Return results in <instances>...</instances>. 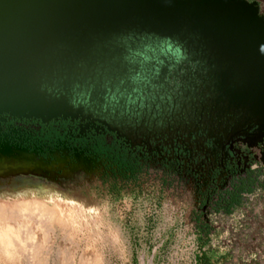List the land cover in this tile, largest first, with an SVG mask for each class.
Wrapping results in <instances>:
<instances>
[{"label":"rangeland","instance_id":"rangeland-1","mask_svg":"<svg viewBox=\"0 0 264 264\" xmlns=\"http://www.w3.org/2000/svg\"><path fill=\"white\" fill-rule=\"evenodd\" d=\"M252 1L264 16V0ZM107 13L111 24L66 59L81 72L82 87L94 90L90 101L116 112L100 111L102 124L151 150L180 145L197 155L256 122L255 108L237 97L251 85L218 42L189 26L200 14L193 6L180 13L186 22L176 42L165 43L146 36L168 18L167 9L113 0ZM144 20L150 24L141 29ZM192 155L186 171L125 161V177L95 164L58 187L0 190V204L11 210L34 202L50 213L44 226L28 224L39 244L35 264H200L203 252L210 264H264V186L243 193L230 212L216 211L206 200L216 185L224 188L226 175L209 186L203 160ZM259 178L264 182V168ZM7 222L20 229L16 219ZM204 228L209 241L202 248ZM30 256L0 251V264H28Z\"/></svg>","mask_w":264,"mask_h":264},{"label":"flooded vegetation","instance_id":"flooded-vegetation-1","mask_svg":"<svg viewBox=\"0 0 264 264\" xmlns=\"http://www.w3.org/2000/svg\"><path fill=\"white\" fill-rule=\"evenodd\" d=\"M113 1V0H112ZM111 2L107 3L98 13V16L89 24L72 25L55 41L48 44L38 55L29 58L34 71V83L37 88L47 94L50 101L62 100L73 108L75 116L59 117L49 122L36 118L12 116L6 112L0 113V152H22L40 161V169L44 173L35 186L31 187H58L69 182L73 176L84 173L89 167L100 164L113 171L115 176L127 175L126 162H159L172 164L183 171L191 170L192 152L181 150L180 145L163 147L151 150L146 143H133L125 131L112 130L102 124L98 119L101 112L116 114L112 110L101 107L100 99L90 101L93 89L84 88L83 76L75 67H69L66 59L76 53V48L82 40L91 38V34H99L113 21L107 13ZM249 3L254 1L248 0ZM200 12L191 22L204 38L218 42L241 72L250 80V91L247 94L237 93V97L244 103H249L257 111L258 118L253 125L240 126L225 142L217 143L216 151H206L202 154H193L195 158L203 160V168L209 178V186L217 183L220 176L226 175L224 188L216 185L215 194H209L206 202L212 200L215 205L219 195L225 191H233L243 177L255 170H263L264 163L260 160L264 151V142L244 139L262 120L261 111L254 103L257 92L256 75L264 78V54L260 49L264 47V40L254 24H248L239 32L244 38L229 43L231 50L222 47L216 28L222 13L215 7H194ZM182 10H178L164 21L167 29L161 25L155 26L148 32L151 40L176 42L179 28L186 20L180 17ZM252 11L249 9V14ZM160 23V22H159ZM150 20L139 24L141 29L148 27ZM239 30V28H238ZM227 35V33H224ZM144 36V35H141ZM234 53V54H232ZM66 62V63H65ZM75 86L76 89H72ZM84 88V92L80 89ZM77 90V91H76ZM79 90V91H78ZM248 96L245 98V96ZM263 96V95H262ZM79 111V113H78ZM252 112L248 114L251 115ZM173 152V153H172ZM185 154L190 160L187 161ZM125 165V166H124ZM120 167V169H119ZM131 175V172H128ZM213 195V196H212Z\"/></svg>","mask_w":264,"mask_h":264},{"label":"water","instance_id":"water-1","mask_svg":"<svg viewBox=\"0 0 264 264\" xmlns=\"http://www.w3.org/2000/svg\"><path fill=\"white\" fill-rule=\"evenodd\" d=\"M112 0H0V113L36 118L43 122L59 117L75 116L73 108L62 100L50 101L34 83V71L29 58L60 37L72 25L89 24ZM165 8L172 16L185 7H215L222 13L216 37L222 47L242 40L239 33L254 24L264 40V16L256 2L248 0H138ZM249 9L252 11L249 14ZM239 28V30H238ZM224 33H227L225 35ZM234 54V53H232ZM254 103L262 120L244 141L264 142V78L257 74ZM250 84V80L247 81ZM263 95V96H262ZM79 113V111H78ZM109 129L116 130L115 128ZM0 152V164H5ZM260 160L264 163V151Z\"/></svg>","mask_w":264,"mask_h":264},{"label":"bare ground","instance_id":"bare-ground-1","mask_svg":"<svg viewBox=\"0 0 264 264\" xmlns=\"http://www.w3.org/2000/svg\"><path fill=\"white\" fill-rule=\"evenodd\" d=\"M0 219H2L3 221V224H1L0 226V251L10 259L12 258L14 259V255L17 256L18 253L20 252L28 251L31 254V256L28 259L29 260L28 264H35V259L38 257L37 245L39 246V244H36L38 243L35 241L36 235L28 227V224L32 221H35V223H38V225L40 224L44 226L51 219L50 213L49 214L45 213L43 211V206L41 204H37L34 202L18 204L16 208L13 207V209L11 210L7 209L3 204H0ZM11 219L17 220L19 224L18 228L20 229L14 230L12 226L9 225V222L7 221ZM37 228L38 227H36V231ZM38 237L36 238L40 239ZM13 262L15 261L13 260ZM94 264H98V263L96 262Z\"/></svg>","mask_w":264,"mask_h":264},{"label":"crops","instance_id":"crops-1","mask_svg":"<svg viewBox=\"0 0 264 264\" xmlns=\"http://www.w3.org/2000/svg\"><path fill=\"white\" fill-rule=\"evenodd\" d=\"M8 159L0 164V190L10 191L15 188L35 186L44 173L40 161L22 152L3 153Z\"/></svg>","mask_w":264,"mask_h":264},{"label":"trees","instance_id":"trees-1","mask_svg":"<svg viewBox=\"0 0 264 264\" xmlns=\"http://www.w3.org/2000/svg\"><path fill=\"white\" fill-rule=\"evenodd\" d=\"M262 173V170H255L250 172L247 176L243 177L239 185H236L233 191H225L221 193L218 199L215 202L213 207L216 211H226L230 212L231 209L235 206L236 203H240L243 193L253 192L257 187L264 186V182L260 180L259 175ZM204 231V241L202 242V248L205 246L208 241L209 231L206 228ZM206 253L203 252L200 257V264H210V261L205 257Z\"/></svg>","mask_w":264,"mask_h":264},{"label":"clouds","instance_id":"clouds-1","mask_svg":"<svg viewBox=\"0 0 264 264\" xmlns=\"http://www.w3.org/2000/svg\"><path fill=\"white\" fill-rule=\"evenodd\" d=\"M260 52L261 54H264V47H261Z\"/></svg>","mask_w":264,"mask_h":264}]
</instances>
